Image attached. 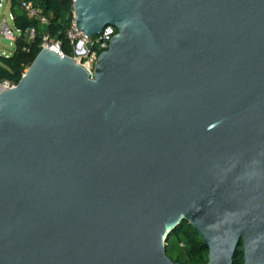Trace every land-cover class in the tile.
Wrapping results in <instances>:
<instances>
[{
  "label": "water",
  "instance_id": "obj_1",
  "mask_svg": "<svg viewBox=\"0 0 264 264\" xmlns=\"http://www.w3.org/2000/svg\"><path fill=\"white\" fill-rule=\"evenodd\" d=\"M93 76L44 47L0 82V264H264V0H74Z\"/></svg>",
  "mask_w": 264,
  "mask_h": 264
},
{
  "label": "trees",
  "instance_id": "obj_2",
  "mask_svg": "<svg viewBox=\"0 0 264 264\" xmlns=\"http://www.w3.org/2000/svg\"><path fill=\"white\" fill-rule=\"evenodd\" d=\"M24 0H10V10L15 16V25L23 30L22 36L17 40L13 52L0 54V82L9 81L18 83L28 67L42 49L41 43L45 32L50 33L53 40L61 41L62 50L71 55L73 45L67 35L74 17L73 0H25L31 1L35 6L41 7L50 23L45 24L37 17H31L22 7ZM1 2V0H0ZM35 28V38L30 39L27 30ZM177 245L176 256L172 258L180 264H206L209 261V247L201 234L189 221H182L172 233ZM168 251V245H167ZM241 245L236 250L234 264H243Z\"/></svg>",
  "mask_w": 264,
  "mask_h": 264
},
{
  "label": "built area",
  "instance_id": "obj_3",
  "mask_svg": "<svg viewBox=\"0 0 264 264\" xmlns=\"http://www.w3.org/2000/svg\"><path fill=\"white\" fill-rule=\"evenodd\" d=\"M3 1L4 0H1L0 2V8L4 5ZM22 7L27 11L29 16L37 17L45 24L50 23L49 18L43 13V9L35 6L31 1L24 0L22 2ZM8 16L9 19L3 17L0 20V33L4 38L9 40L11 47H16L17 40L22 36L23 30L15 25V16L10 9H8ZM116 33L117 27L113 24H107L98 35H86L77 27L74 15L72 25L67 31V35L74 47L71 56L74 57L78 63H81L90 72L91 76H93L99 53L108 48L110 41ZM27 34L30 39L35 38V28H29ZM41 47H51L62 55L66 54L61 48V41L51 39L49 32L44 33ZM16 84L17 83H11L9 81H4L3 83L5 88L13 87Z\"/></svg>",
  "mask_w": 264,
  "mask_h": 264
},
{
  "label": "rangeland",
  "instance_id": "obj_4",
  "mask_svg": "<svg viewBox=\"0 0 264 264\" xmlns=\"http://www.w3.org/2000/svg\"><path fill=\"white\" fill-rule=\"evenodd\" d=\"M4 5L2 8H0V20L3 17H7L9 19L8 16V9L10 8V0H4L3 1ZM15 49V47H11L10 46V42L8 39L4 38L1 33H0V54L3 55H7L11 52H13ZM4 83V82H2ZM178 249H177V245L175 244V240L173 237V234L170 235L169 239H168V255L172 258H174L177 253Z\"/></svg>",
  "mask_w": 264,
  "mask_h": 264
}]
</instances>
